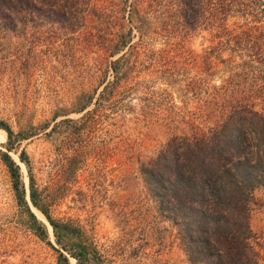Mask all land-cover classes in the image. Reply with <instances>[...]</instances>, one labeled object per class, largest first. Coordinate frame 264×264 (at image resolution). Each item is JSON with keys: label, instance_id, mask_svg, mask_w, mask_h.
Returning <instances> with one entry per match:
<instances>
[{"label": "rangeland", "instance_id": "rangeland-1", "mask_svg": "<svg viewBox=\"0 0 264 264\" xmlns=\"http://www.w3.org/2000/svg\"><path fill=\"white\" fill-rule=\"evenodd\" d=\"M159 1L150 11L157 15L156 28L129 57L131 68L121 82L125 94H110L87 117L113 77L110 61L122 51L111 55L112 43L129 29L128 7L110 14L109 7L119 4L91 0L75 30L51 31L45 24L40 33L8 36L0 47V119L14 133L9 140L0 128V153L7 151L19 164L32 212L21 149L50 215L83 227L100 259L81 264H188L176 226L144 188L139 167L172 133L188 131L192 122L206 124L204 99L212 86L224 84L233 63L260 66L255 47H229L217 28L181 29L173 21L174 0ZM225 23L236 31L264 32V16L254 21L232 13ZM137 38L133 27L132 41ZM78 150L83 160L73 171ZM254 197L250 224L264 243V187ZM35 215L45 224V236L18 200L0 157V264H57L58 249L76 264L56 243L47 218Z\"/></svg>", "mask_w": 264, "mask_h": 264}, {"label": "trees", "instance_id": "trees-1", "mask_svg": "<svg viewBox=\"0 0 264 264\" xmlns=\"http://www.w3.org/2000/svg\"><path fill=\"white\" fill-rule=\"evenodd\" d=\"M159 2L110 0L109 4L119 5L117 9L109 7V13L124 4L131 24L112 43L115 49L111 55L122 51L110 61L113 77L104 83L85 117L109 100L110 94H125L127 88L121 82L126 81L131 68L129 57L144 46V38L156 28L157 15L151 17L150 11ZM90 3L91 0H0V47H6L8 36L26 35L29 30L30 34L40 33L45 24L51 31L75 30L83 24ZM174 5L175 25L186 31L217 28L226 34L229 47H255L254 58L260 66L245 60L233 63L224 84L212 86L209 98L204 99L201 110L206 124L192 122L188 131L169 135L156 153L141 163L139 173L159 211L176 226L188 264H259L264 243L252 229L250 214L254 191L264 187V32L251 31L256 28L236 31L229 29L225 21L232 13L258 21L264 16V0H174ZM133 27L138 33L135 41ZM0 128L12 139L13 130L1 119ZM75 152L70 162L73 171L83 160L81 151ZM0 157L18 200L24 202L41 234L45 236L46 227L37 219L38 212L41 219L47 218L56 243L76 259V264L100 259L81 225L72 219L53 218L40 201L25 150L21 149L19 158L29 171V199L39 209L35 208V213L25 198L19 164L7 151H2ZM57 264H69L68 256L60 249Z\"/></svg>", "mask_w": 264, "mask_h": 264}, {"label": "bare ground", "instance_id": "bare-ground-1", "mask_svg": "<svg viewBox=\"0 0 264 264\" xmlns=\"http://www.w3.org/2000/svg\"><path fill=\"white\" fill-rule=\"evenodd\" d=\"M35 211H37L35 208H34ZM38 212V211H37ZM39 216H42L40 212H38Z\"/></svg>", "mask_w": 264, "mask_h": 264}]
</instances>
